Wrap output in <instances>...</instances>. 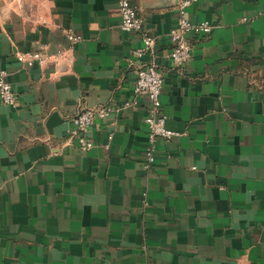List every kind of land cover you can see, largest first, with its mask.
<instances>
[{
	"label": "crops",
	"instance_id": "obj_1",
	"mask_svg": "<svg viewBox=\"0 0 264 264\" xmlns=\"http://www.w3.org/2000/svg\"><path fill=\"white\" fill-rule=\"evenodd\" d=\"M182 0H130L156 39L162 112L178 135L146 166L150 56L114 0H0V264H264V0H198L207 35L174 67ZM40 61L27 65L26 57ZM130 102L128 106H124ZM112 106L67 141L81 109Z\"/></svg>",
	"mask_w": 264,
	"mask_h": 264
},
{
	"label": "built area",
	"instance_id": "obj_2",
	"mask_svg": "<svg viewBox=\"0 0 264 264\" xmlns=\"http://www.w3.org/2000/svg\"><path fill=\"white\" fill-rule=\"evenodd\" d=\"M120 17V26L126 32L137 33L141 39L142 47L133 52V57H151L149 63L140 66L132 84L133 93L145 95L149 101V111L145 118L148 128V144L144 151L145 164L151 166L155 161V142L162 138L169 142L178 134L166 127V116L162 112L161 94L164 84L163 73L155 60L156 39L144 28L143 19L130 0H114ZM198 0H182L178 7V15L175 27L169 32L170 48L166 53L167 58L174 67L183 66L192 56V44L190 38L197 35H207L213 29L208 21L200 23L191 22L186 16V8ZM38 54H29L26 57L27 65L40 61ZM16 95L12 86L6 81L5 73H0V102L7 105L14 104ZM128 102L124 106H128ZM115 110L112 106H99L83 108L71 118L72 129L67 135V141H76L80 150L89 151L93 144L87 138V131L93 121L98 118L106 120Z\"/></svg>",
	"mask_w": 264,
	"mask_h": 264
}]
</instances>
